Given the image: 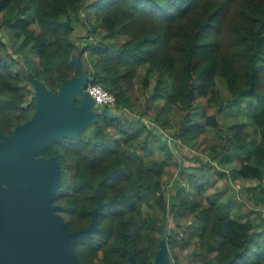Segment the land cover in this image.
<instances>
[{
	"label": "trees",
	"instance_id": "1",
	"mask_svg": "<svg viewBox=\"0 0 264 264\" xmlns=\"http://www.w3.org/2000/svg\"><path fill=\"white\" fill-rule=\"evenodd\" d=\"M0 17L9 38L8 44L0 39V131L6 136L34 113L28 73L57 92L62 81L76 76L72 58L81 53L89 83L111 92L117 108H133L141 68L144 88L155 73L156 92L167 94L155 123L165 128V112L178 108L176 138L187 142L204 130V120L225 139L211 147L212 158L232 154L240 177L264 180V143L254 144L259 133L264 140V0H0ZM75 21L86 29L78 38L87 41L82 47L75 42ZM220 81L230 110H252V132L231 124L225 134L216 113L204 112L195 121L190 109L200 97L216 112L223 108ZM126 124L99 116L90 136L53 141L40 154L60 162L62 186L54 202L63 207L69 231L86 228L97 197L103 203L97 231L76 244L79 258L86 264H127L132 254L140 264H152L168 230L171 264H181L171 252L178 240L187 248L195 242L191 255L200 264H264V232L256 234L253 221L232 213L216 194L197 199L181 188L167 198L164 175L172 151L149 130L143 140L148 146L135 144L146 127ZM111 128L121 134L118 144L111 143ZM140 146L145 157L133 152ZM155 152L164 158L149 155ZM202 189L197 186V194Z\"/></svg>",
	"mask_w": 264,
	"mask_h": 264
},
{
	"label": "water",
	"instance_id": "2",
	"mask_svg": "<svg viewBox=\"0 0 264 264\" xmlns=\"http://www.w3.org/2000/svg\"><path fill=\"white\" fill-rule=\"evenodd\" d=\"M72 62L76 76L62 81L57 92L29 73L34 113L16 125L11 135L0 131V264H86L76 244L97 231L103 203L97 197L86 228L69 231L63 207L54 203L62 186L60 162L55 155L40 154L53 141L82 136L99 116L118 115L107 108L95 109L85 91L89 77L81 53ZM167 233H162L152 264H171ZM127 264L140 263L130 254Z\"/></svg>",
	"mask_w": 264,
	"mask_h": 264
},
{
	"label": "rangeland",
	"instance_id": "3",
	"mask_svg": "<svg viewBox=\"0 0 264 264\" xmlns=\"http://www.w3.org/2000/svg\"><path fill=\"white\" fill-rule=\"evenodd\" d=\"M75 23L77 32L75 42L78 46L82 47L87 41L78 38L85 35L86 29L83 28L79 22L75 21ZM6 34L7 33L2 30L0 26V39L8 44L9 38ZM90 39L96 41V36L92 35ZM8 51L11 52L10 47L8 48ZM34 60L36 61L37 58ZM145 71V68H141L134 80V95L137 99L135 101L133 100V108H116L113 110L114 114L118 115V117H116L121 118L125 126H129V124H126L127 120L130 122L134 121V126L136 127L141 124L145 125L146 129L142 128L140 138L135 140V144L138 143L142 146H148L143 143V140L145 138L144 134H146V130H149L152 132V139L153 137L159 138L166 144V147L172 151L174 159H172V165H169L168 167V172L164 175V191L166 192L167 198L176 194L177 190L181 188L191 197L193 196L197 199L216 194L217 200L229 205L232 213H240L242 219L252 220L256 226V234L264 232V204L260 201L262 198L264 199V180L260 181L253 178L245 179L240 177L237 174L239 160L232 154L228 159H222L221 154L212 158L215 152L211 147L223 144L225 139L223 138V140H219L217 134L212 131V126L204 124L202 117L204 112L208 114L216 113L218 120L223 123L225 134V129L231 124H239V129H241L242 132H252V110H249L246 106H244L242 110H230L226 105L228 91L225 88L224 83L220 81L218 87L222 93L223 108L216 112L215 108H210L208 106L204 97L196 99L190 110L197 116L195 121L203 120L201 123L204 125V130L190 138V140H187V142H184L181 138H176V133L181 127L180 121L182 117L181 110L178 108L173 106L170 110L165 112L164 118L169 120L168 125L165 128L155 123V111L166 103L167 94L163 89H161L159 93L156 92L155 73H150L148 75L149 86L146 88L142 86L141 79L144 77ZM243 123H246V125L243 126ZM92 128L93 126L86 128L82 134L90 136L92 134ZM109 134L111 135L112 145L118 144V139L121 134L115 132L112 128L109 130ZM260 141H263L264 143L263 135L261 133L256 137L254 144H258ZM142 146H140V149H134L133 152L145 157V154H148V152H146ZM149 155L159 159L164 158V153L162 152H155L154 155ZM173 160L177 164H175ZM191 177L195 180L191 181ZM197 186H203L202 191L198 193L199 195L196 192ZM251 187L255 188V190L248 193V189ZM167 223L170 228H174L171 215L168 217ZM176 237L177 239H180L181 234H178ZM257 240L258 238L255 239V244L258 242ZM178 242L180 244L175 247L174 250H171L172 256L177 255L181 264H200L199 261L191 255L193 253V247L195 248V242H193V245L189 248L183 247V244L181 246L180 240H178Z\"/></svg>",
	"mask_w": 264,
	"mask_h": 264
},
{
	"label": "built area",
	"instance_id": "4",
	"mask_svg": "<svg viewBox=\"0 0 264 264\" xmlns=\"http://www.w3.org/2000/svg\"><path fill=\"white\" fill-rule=\"evenodd\" d=\"M85 91L92 97L98 110L107 108L114 112L113 109L117 108L116 97L101 85L89 83Z\"/></svg>",
	"mask_w": 264,
	"mask_h": 264
},
{
	"label": "crops",
	"instance_id": "5",
	"mask_svg": "<svg viewBox=\"0 0 264 264\" xmlns=\"http://www.w3.org/2000/svg\"><path fill=\"white\" fill-rule=\"evenodd\" d=\"M95 108H97V107H95Z\"/></svg>",
	"mask_w": 264,
	"mask_h": 264
},
{
	"label": "flooded vegetation",
	"instance_id": "6",
	"mask_svg": "<svg viewBox=\"0 0 264 264\" xmlns=\"http://www.w3.org/2000/svg\"><path fill=\"white\" fill-rule=\"evenodd\" d=\"M55 203V202H54ZM57 204V203H56Z\"/></svg>",
	"mask_w": 264,
	"mask_h": 264
}]
</instances>
